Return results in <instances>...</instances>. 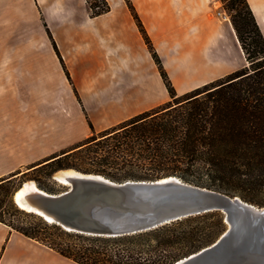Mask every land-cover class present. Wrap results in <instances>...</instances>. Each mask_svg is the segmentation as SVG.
<instances>
[{
	"label": "trees",
	"instance_id": "16d2710c",
	"mask_svg": "<svg viewBox=\"0 0 264 264\" xmlns=\"http://www.w3.org/2000/svg\"><path fill=\"white\" fill-rule=\"evenodd\" d=\"M86 1L92 18L111 10L107 0ZM125 2L170 100L103 131H97L87 116L91 135L84 141L25 171L1 177L0 221L78 264H175L221 238L227 231L222 212L108 237L68 232L35 214L7 209L3 200L20 187L17 179L21 183L34 179L41 189L57 193L48 185L53 174L75 169L121 182L174 176L264 207V36L248 0H221L233 12L246 64L183 95L177 93L136 7L131 0ZM53 46L72 83L57 45ZM75 94L79 99L76 89Z\"/></svg>",
	"mask_w": 264,
	"mask_h": 264
},
{
	"label": "crops",
	"instance_id": "0c3cea01",
	"mask_svg": "<svg viewBox=\"0 0 264 264\" xmlns=\"http://www.w3.org/2000/svg\"><path fill=\"white\" fill-rule=\"evenodd\" d=\"M21 1L0 0V6ZM36 1L46 10L48 22L54 19L60 53L80 92L86 114L77 100L73 108L63 106L61 137H73L62 140L58 148L49 145V128H44L47 137L39 142L34 138L32 126L30 136L33 154H36L32 162L44 160L88 138L91 130L86 115L97 131H103L170 100L125 0H108L110 12L97 18L90 16L86 0ZM131 1L179 95L244 66L245 56L233 24L215 18L214 0ZM248 2L264 36V0ZM112 89L118 94L112 93ZM105 112L117 118L98 124L95 113ZM73 118L79 120L76 125L72 123ZM18 169L1 174L0 178ZM0 264L78 263L0 221Z\"/></svg>",
	"mask_w": 264,
	"mask_h": 264
},
{
	"label": "water",
	"instance_id": "95a60500",
	"mask_svg": "<svg viewBox=\"0 0 264 264\" xmlns=\"http://www.w3.org/2000/svg\"><path fill=\"white\" fill-rule=\"evenodd\" d=\"M68 170L73 176H64ZM70 187L51 194L25 191V182L14 193L15 204L68 232L118 237L149 231L188 217L220 211L228 230L213 245L175 264H264V207L226 193L200 187L178 177L157 180L112 181L102 175L75 169L59 170ZM24 190L20 207L17 194Z\"/></svg>",
	"mask_w": 264,
	"mask_h": 264
},
{
	"label": "rangeland",
	"instance_id": "374dc122",
	"mask_svg": "<svg viewBox=\"0 0 264 264\" xmlns=\"http://www.w3.org/2000/svg\"><path fill=\"white\" fill-rule=\"evenodd\" d=\"M220 13L223 15L221 16ZM214 15L216 19L232 23L233 12L228 11L221 0H214ZM224 15L228 16L229 21L224 20ZM50 21L51 23L46 17V10L36 0L6 2L0 6V175L15 168L25 171L37 163L31 161L36 157V154H33L34 148L30 136L32 126L35 127L34 138L36 136L39 142L47 137L45 129L49 128V145L58 148L62 140L66 138L71 140L73 137L72 135L61 137V116L65 112L63 106L73 108L74 101L77 100L86 114L76 83L72 77V83L69 81L59 56L54 50L53 45L56 44L58 47V42L54 33V19ZM75 89L80 100L75 94ZM112 93L118 94V91L112 89ZM116 118V115L106 114V112L95 113L98 124L113 121ZM90 121L94 125V122ZM77 122L79 120L73 118V125ZM73 125L72 129H74ZM21 132L22 137L19 136ZM28 181L35 180L25 179L21 183L20 179H17L15 185L21 187ZM48 185L58 191L51 194H60L69 188L55 181L53 177ZM3 200L7 209L11 206L22 210L15 204L13 196L10 198L4 196ZM225 224L228 230L226 216Z\"/></svg>",
	"mask_w": 264,
	"mask_h": 264
},
{
	"label": "bare ground",
	"instance_id": "6f19581e",
	"mask_svg": "<svg viewBox=\"0 0 264 264\" xmlns=\"http://www.w3.org/2000/svg\"><path fill=\"white\" fill-rule=\"evenodd\" d=\"M62 174H63L64 176H73V175H75L76 173H75V171H73V170H68V171L63 172ZM59 181H60L61 184L65 185V186H68V187L71 186L70 183H68V181H67V179H66L65 177H61ZM24 189H25V191H34V190H38V187H37V185H36L35 182H31V183L28 182V183H26ZM23 194H24V190L20 191V192L17 194V201H18V203H19V205H20L21 208L28 210V209L23 205V203L21 202V198L23 197Z\"/></svg>",
	"mask_w": 264,
	"mask_h": 264
},
{
	"label": "built area",
	"instance_id": "2783aa9c",
	"mask_svg": "<svg viewBox=\"0 0 264 264\" xmlns=\"http://www.w3.org/2000/svg\"><path fill=\"white\" fill-rule=\"evenodd\" d=\"M220 15L222 16L223 14H221V13H220ZM223 18H224V20H225V21H229V18H228V16H227V15H224V17H223Z\"/></svg>",
	"mask_w": 264,
	"mask_h": 264
}]
</instances>
